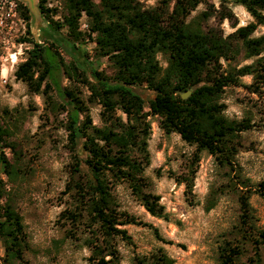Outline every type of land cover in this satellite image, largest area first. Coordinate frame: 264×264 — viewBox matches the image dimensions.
Returning a JSON list of instances; mask_svg holds the SVG:
<instances>
[{
  "label": "trees",
  "instance_id": "16d2710c",
  "mask_svg": "<svg viewBox=\"0 0 264 264\" xmlns=\"http://www.w3.org/2000/svg\"><path fill=\"white\" fill-rule=\"evenodd\" d=\"M46 1L38 0V5L56 29L66 28V41L74 46L75 41L90 39L95 43L96 55L106 56L115 68L112 80L93 70L95 75L90 76L91 81L87 75L89 70L82 68L75 54L74 60L65 63L57 49L51 47L53 43L43 46L33 41L27 58L15 70L16 78L23 81L30 92L47 95L56 90L62 98L59 106L67 113L65 128L73 157L66 188L73 191L75 207L61 214L72 223H79L85 217L92 235L87 241L88 260L94 264L118 262L119 251L114 238L130 240L127 230L119 226L122 224L146 225L162 238L151 223L118 209L112 193L114 184L126 182L151 215L168 218L160 196L147 189L149 182L143 175L150 162L147 150L150 125L146 116L156 115L165 133L176 132L194 146L193 163L197 164L200 152L206 150L216 163L227 168L228 181L223 185L226 189L221 191L212 186L205 206L206 209L214 206L218 192L231 190L236 194L238 221L233 237L223 239L218 247V264H234L246 244L253 250L254 257L250 260L260 264L264 228L255 224L249 198L251 193L264 197V180L250 184L242 177L240 166L234 160L240 146L239 133L252 124L247 118L237 120L225 116L224 104L218 99L224 86L242 84L243 75L253 76V82L245 86L254 92L259 91L258 83L264 82V63L243 64L226 73L221 71L220 63L222 57L233 58L240 48L247 57L264 50V34L250 37L257 25H264V0H234L245 7L253 21L237 27L227 36L213 27H203L200 18L187 20L199 0H158L150 8H143L139 0H59L65 10L60 21L50 15L58 7H46ZM19 5L20 12L30 19L27 5L23 2ZM82 12L87 17L85 30L79 28ZM205 14L203 12L202 16ZM220 16L231 18L233 15L223 6ZM235 40L240 41L239 47L234 45ZM158 51L167 56L165 67H161L156 58ZM62 71L68 79L76 75L77 81L87 85L89 100L93 96L102 103V126L92 124L76 87L63 86L56 79V74ZM143 84L154 92L152 97L144 98L135 90V86ZM190 88L191 93L182 98L181 93ZM118 108L125 113L126 121L115 114ZM6 133L0 124V148L8 146L3 145ZM78 145L84 151L83 157L79 155ZM195 167L189 175L177 180L184 182V192L189 196ZM0 169L9 181L18 174L15 162H10L2 150ZM2 187L0 180V198L5 194ZM0 243L5 264L22 260L28 248L22 217L8 198L0 205ZM151 262L172 264L173 259L160 248L151 256Z\"/></svg>",
  "mask_w": 264,
  "mask_h": 264
},
{
  "label": "rangeland",
  "instance_id": "374dc122",
  "mask_svg": "<svg viewBox=\"0 0 264 264\" xmlns=\"http://www.w3.org/2000/svg\"><path fill=\"white\" fill-rule=\"evenodd\" d=\"M139 1L143 8H150L158 0ZM223 6L232 11L231 18H221ZM64 11L60 3L57 11L50 12V15L54 20L60 21ZM203 12L206 13L205 17L202 16ZM41 15L38 24H34L32 15L30 19L23 15L27 21L30 40H36L43 46H51L53 43L54 46L51 47L57 49L65 63L74 60L75 54L82 68L89 70L87 75L91 81L93 79L90 76L95 75L93 70L112 80L115 68L106 56L96 55L93 41L85 37L82 41H75L73 46L65 40L68 37L65 27L56 29L43 12ZM191 18H200L203 27H213L223 36L253 21L245 7L234 0L224 3L220 0H199L187 20ZM86 19L82 12L79 17L81 30L87 29ZM263 34L264 25H257L250 37ZM235 44L239 47L240 41L235 40ZM156 58L161 67L167 65V56L162 52L158 51ZM257 61L264 63V50L247 57L240 48L233 58L220 59L221 71L226 73L232 67ZM56 75L61 85L76 87L74 89L76 92L78 90L84 100L92 124L102 126L103 105L92 95V100H89L90 90L87 85L77 81L76 75H73V79H68L63 71ZM240 81V85L224 86L218 102L224 104L223 113L228 118H247L252 124L249 129L239 133L240 146L234 160L240 166L242 177L253 184L264 180V82L258 83L259 91L254 92L245 86L253 82L251 74L241 76ZM1 90L0 124L7 131L3 145L8 146L1 147L0 150L10 162H15L18 174L9 181L0 169L2 190L5 192L0 198V205L7 198L13 204L22 217L28 241L23 259L7 264H94L88 260L90 251L87 241L92 235L85 217L79 223H72L61 214L64 210L75 207L73 191L66 188L73 157L65 128L67 113L59 106L62 98L56 90L49 91L47 95L30 92L26 84L16 77ZM135 90L144 98L154 94L144 84L135 86ZM115 114L126 121V115L121 109H116ZM146 120L150 125L147 138L150 162L144 168L143 175L149 182L147 189L160 196L159 201L164 205L168 218L151 215L126 182L114 184L112 193L118 209L151 223L162 237L158 238L152 228L146 225H119L127 230L130 240L114 238L119 251L116 264H153L151 256L160 248L173 259L172 264H218V247L223 239L233 237L234 225L238 221L236 194L231 190L218 192L214 206L209 209L205 206L212 193V186L219 187L220 190L226 189L223 185L228 181L227 168L216 163L206 150L200 152L197 164L193 163V145L186 143L176 132L165 133L159 127L156 115H147ZM77 149L80 157H83L84 151L80 145ZM192 167L196 171L192 195L189 196L184 192V182L177 180L178 177L189 175ZM238 185L241 188L239 183ZM249 202L255 224L264 228V197L251 193ZM244 247L234 264H255L250 260L254 257L253 250L247 244ZM2 255L0 243V264H5ZM260 258V264H264V251Z\"/></svg>",
  "mask_w": 264,
  "mask_h": 264
},
{
  "label": "built area",
  "instance_id": "2783aa9c",
  "mask_svg": "<svg viewBox=\"0 0 264 264\" xmlns=\"http://www.w3.org/2000/svg\"><path fill=\"white\" fill-rule=\"evenodd\" d=\"M59 5V0H47L45 4L49 8ZM27 30L18 0H0V94L15 79L16 68L25 61L36 41L29 39Z\"/></svg>",
  "mask_w": 264,
  "mask_h": 264
},
{
  "label": "water",
  "instance_id": "95a60500",
  "mask_svg": "<svg viewBox=\"0 0 264 264\" xmlns=\"http://www.w3.org/2000/svg\"><path fill=\"white\" fill-rule=\"evenodd\" d=\"M20 1L24 2L27 5L30 14L34 18V21H35L34 24H38L41 21L42 12L38 5L37 0H20ZM191 91H192V88L186 90L185 92H182L181 97L186 98L191 93Z\"/></svg>",
  "mask_w": 264,
  "mask_h": 264
}]
</instances>
